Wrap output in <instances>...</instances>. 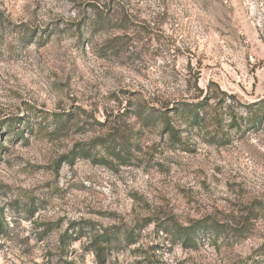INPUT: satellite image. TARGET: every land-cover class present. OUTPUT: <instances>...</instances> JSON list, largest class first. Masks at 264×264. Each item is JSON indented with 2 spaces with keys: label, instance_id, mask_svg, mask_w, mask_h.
Here are the masks:
<instances>
[{
  "label": "rangeland",
  "instance_id": "1",
  "mask_svg": "<svg viewBox=\"0 0 264 264\" xmlns=\"http://www.w3.org/2000/svg\"><path fill=\"white\" fill-rule=\"evenodd\" d=\"M0 264H264V0H0Z\"/></svg>",
  "mask_w": 264,
  "mask_h": 264
},
{
  "label": "trees",
  "instance_id": "2",
  "mask_svg": "<svg viewBox=\"0 0 264 264\" xmlns=\"http://www.w3.org/2000/svg\"><path fill=\"white\" fill-rule=\"evenodd\" d=\"M251 106H253V105H251Z\"/></svg>",
  "mask_w": 264,
  "mask_h": 264
}]
</instances>
